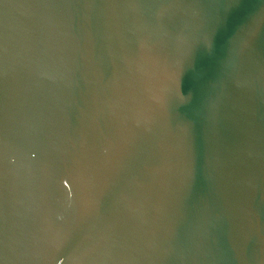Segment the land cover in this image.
<instances>
[{
  "label": "water",
  "instance_id": "1",
  "mask_svg": "<svg viewBox=\"0 0 264 264\" xmlns=\"http://www.w3.org/2000/svg\"><path fill=\"white\" fill-rule=\"evenodd\" d=\"M262 3L239 0L214 50L197 48L180 74L184 102L150 128L138 127L142 77L168 73L138 47L135 10L119 0H0L4 264H168L174 233L181 264H264V28L242 73L248 86H217L231 36ZM183 119L202 160L178 219L179 166L154 170Z\"/></svg>",
  "mask_w": 264,
  "mask_h": 264
},
{
  "label": "snow or ice",
  "instance_id": "2",
  "mask_svg": "<svg viewBox=\"0 0 264 264\" xmlns=\"http://www.w3.org/2000/svg\"><path fill=\"white\" fill-rule=\"evenodd\" d=\"M86 2V0H85ZM126 8L135 10L140 20L136 43L140 50L168 73L163 82L142 77V104L138 114V127H155L160 117L174 105L184 102L179 91V77L190 65L194 51L203 48L214 50L216 34L223 28L226 18L238 6L239 0H119ZM264 28V3L249 12L229 40L227 55L220 63L217 86L223 91L245 88L248 81L242 73L250 65L252 40L258 30ZM5 44L0 39V69ZM264 78V64L261 65ZM2 75V71H0ZM219 115L217 103L207 111L209 122ZM178 138L162 145L154 174L166 176L179 166L181 175L180 195L175 201V214L183 215L182 198L194 176L199 172L202 160L200 145L195 137L193 122L183 119L177 122ZM213 143L209 138L208 148ZM173 244L163 259L168 264H181L180 237L173 234ZM9 247L4 213V192L0 183V264H4Z\"/></svg>",
  "mask_w": 264,
  "mask_h": 264
}]
</instances>
